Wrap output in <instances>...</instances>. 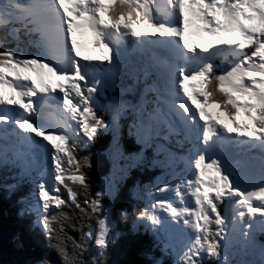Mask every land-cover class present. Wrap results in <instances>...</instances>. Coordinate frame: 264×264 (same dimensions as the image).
Segmentation results:
<instances>
[{
    "label": "snow or ice",
    "instance_id": "1",
    "mask_svg": "<svg viewBox=\"0 0 264 264\" xmlns=\"http://www.w3.org/2000/svg\"><path fill=\"white\" fill-rule=\"evenodd\" d=\"M141 23L151 31L134 27ZM192 26L214 39L189 44ZM82 28L103 63L81 58L74 33ZM135 53L141 59L133 62ZM28 68L46 75L41 87L23 74ZM124 127L139 146L127 154ZM106 134L114 168L119 160L125 168L160 165L170 176L152 185L153 203L133 211L177 264H235L234 253L255 251L264 232V0H0V170L15 169L18 181L34 185L21 215L34 214L62 264H88L80 256L89 241L98 252L91 264H101L115 243L112 207L103 201L115 198L117 185L106 177L93 196L91 156L76 158ZM64 207L98 214V227L89 225L71 251ZM120 215L127 219V209ZM258 250L264 264V245Z\"/></svg>",
    "mask_w": 264,
    "mask_h": 264
},
{
    "label": "trees",
    "instance_id": "2",
    "mask_svg": "<svg viewBox=\"0 0 264 264\" xmlns=\"http://www.w3.org/2000/svg\"><path fill=\"white\" fill-rule=\"evenodd\" d=\"M12 44L15 45V42ZM111 143V134H106L100 137L90 149H79L76 154L78 159L82 156H91L92 167L86 170V174L89 183L88 191L93 196L99 190L102 180L105 179L102 177L104 171L102 172L101 167L108 172L112 169V163L108 157ZM121 144L126 154L139 148L135 144L134 138L128 135L127 127L122 129ZM146 155L151 156L150 152H146ZM128 163L127 161L122 165L125 167ZM126 169L127 171L123 173L125 177L118 179L117 183L119 189L125 188L124 192H129L128 199L124 193L116 200L106 197L103 201L105 207H112V220L117 236L115 243L109 247L107 256L100 258L101 264H177L178 256L171 250L164 249L163 244L158 241L151 228L144 223H134L133 209L145 207L144 201L149 199L147 194L151 192V189L153 190L152 185L155 180L160 178L158 175L161 171H148L146 166ZM65 176H68V172L65 173ZM66 182L77 192V200L82 202L84 192L78 183L67 178ZM9 185H15V187L10 188ZM146 185L147 188H145ZM137 186L145 191L144 195L147 198H137L135 195ZM59 187L61 198L70 199L63 185H59ZM30 189L31 184L19 185V182L0 175V264H38V261L41 260H45L49 264H62V259L56 249L49 244L41 229L34 224V214L25 211L21 215V209L24 208L21 199L33 196V193L30 194ZM51 194L55 195L56 193ZM122 208H126L128 211L127 219L121 218L120 210ZM63 210L69 217L63 228L66 236L64 242L71 251L73 242L81 243L82 233L88 231L89 225H92L93 228L98 227L96 219L98 214L90 218H83L79 209L64 207ZM85 248L80 259L91 264L92 257L98 256L94 242L89 241ZM242 255L245 256L244 259H241V256H232L231 259L235 264H241V262L258 264L255 256L247 257V253Z\"/></svg>",
    "mask_w": 264,
    "mask_h": 264
},
{
    "label": "rangeland",
    "instance_id": "3",
    "mask_svg": "<svg viewBox=\"0 0 264 264\" xmlns=\"http://www.w3.org/2000/svg\"><path fill=\"white\" fill-rule=\"evenodd\" d=\"M134 27H139V28H141L144 32H148V31H151V29H149V27H148V25H146L145 26V28L143 27V25L142 24H138V25H135ZM194 28H196L195 26H194ZM83 29V28H82ZM82 29H77L76 31H75V33H74V35H75V38H76V41L77 42H80V44H78L77 43V50L78 51H80L81 50V52H80V56L81 57H84L83 56V53L84 52H87V53H89L90 54V56L94 53L93 51H89V50H87V48H86V46H85V44L87 45V44H89V47L90 48H93V50H95L96 51V49L98 48V46L96 45V43H95V40H94V37L92 36V34H91V31L90 30H84V31H87L88 32V34H87V37L89 38V40H87V39H85V36H84V34H83V32H82ZM147 29V30H146ZM206 33V34H205ZM192 36L194 37V42H192V45H196V46H200V45H207V43H208V41H210V40H212V39H214L212 36H210V35H208L207 34V32L205 31L204 32V34H202V33H200L199 35H197L195 32H193L192 33ZM78 46H80V50L78 49ZM102 54H103V52H102ZM101 55L98 53V52H96L95 53V58L96 59H98L99 57H100ZM221 59V58H220ZM230 59V58H229ZM100 63H102V62H100ZM33 67H35V66H33ZM25 71H27L28 73L26 74V76H30L31 77V80L35 83V85L37 86V88H39V87H41L40 85H39V83H38V81H37V76H38V69L37 70H33V68H28V69H26ZM192 83H195V84H197L198 85V82L197 81H193ZM5 88L7 89L8 87L7 86H5ZM9 89V88H8ZM2 91L4 92V88L2 89ZM4 95L6 96V97H9L10 95L8 94V92H4ZM11 97V96H10ZM9 106H11V105H9ZM209 111L213 114V116L214 117H217V114H215L214 112H213V108L212 107H209ZM243 115V114H242ZM55 142L56 143H62L61 141H59L58 139H56L55 140ZM253 151V153H255V154H259V149H253L252 150ZM110 158L112 159V156H111V154H110ZM78 159V158H77ZM112 161H113V159H112ZM123 164V162H121V160H119L118 161V163H117V167L116 168H114V166H113V164H112V169H110V173L107 171V170H105L103 167H101V169H102V172L104 173V175L102 176L103 178H108L109 179V181H111V182H114L116 185H117V192L118 193H116V196H115V200L116 199H118L121 195H123L124 193H125V195L127 196V199H128V195H129V192H124V189L125 188H120L119 189V187H118V183H117V181H118V179H120V178H124L125 177V174H123L124 172H126L127 171V169L122 165ZM73 173L72 172H68V176H70V175H72ZM68 176H65V178H67ZM168 179H170V177H168V178H163V179H161L160 181H156V183L158 184V183H160V182H162V181H165V180H168ZM105 180V179H104ZM104 180H102V182L104 181ZM101 182V183H102ZM100 183V184H101ZM145 194V191L144 190H142V189H140V193H139V198L138 199H140V198H146V196L144 195ZM136 195V194H135ZM162 195H165V194H161V195H159V196H162ZM168 197H169V199H171V196H172V194L171 193H168V194H166ZM137 196V195H136ZM35 197V196H34ZM29 199H31V198H29ZM154 201H152V200H150V199H148V200H145L144 201V204H145V207L146 206H148L150 203H153ZM159 211V210H158ZM257 234H259V235H264V232H259V231H257V233H256V235ZM256 235H255V241H256V244L258 245V246H260V245H264V243H262L261 241H260V239L259 238H257L256 237ZM236 256H240L241 254H244V253H234ZM255 259L258 261V264H259V261H260V259H261V256H260V253H258L256 256H255Z\"/></svg>",
    "mask_w": 264,
    "mask_h": 264
},
{
    "label": "bare ground",
    "instance_id": "4",
    "mask_svg": "<svg viewBox=\"0 0 264 264\" xmlns=\"http://www.w3.org/2000/svg\"><path fill=\"white\" fill-rule=\"evenodd\" d=\"M196 31V29L192 26V27H190L189 28V30H188V34L189 33H192V32H195ZM188 41H189V44H191L192 45V39H191V37H189L188 38ZM47 77H46V75L44 74V73H42L41 71H39L38 72V76H37V81H38V83H39V85L40 86H42V80H44V79H46ZM8 89V88H7ZM8 94H12V92H11V90H9L8 91ZM10 97V96H9ZM57 135H59V133H57ZM69 143H71V142H69ZM111 163L113 164V162L111 161ZM30 185V184H29ZM20 187V186H19ZM23 188V187H22ZM33 189H34V185H31V189L29 190L30 191V194L31 193H33ZM24 191V190H23ZM34 196V195H33ZM32 196V197H33ZM22 205H25V204H22Z\"/></svg>",
    "mask_w": 264,
    "mask_h": 264
}]
</instances>
